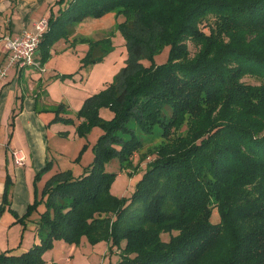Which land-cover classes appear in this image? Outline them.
<instances>
[{
  "label": "trees",
  "instance_id": "obj_1",
  "mask_svg": "<svg viewBox=\"0 0 264 264\" xmlns=\"http://www.w3.org/2000/svg\"><path fill=\"white\" fill-rule=\"evenodd\" d=\"M58 1L39 44L42 61L84 18L112 11L123 17L116 29L129 54L114 83L76 113L80 136L102 129L91 162L78 175L59 171L41 191L35 187L17 221L24 230L38 213V242L20 253L1 251L0 264H45L42 255L55 240L78 245L83 237L116 247L118 264H264V0ZM98 42L89 41V50H104L108 39ZM245 75L260 83H244ZM101 106L113 111L109 120L99 115ZM53 111L50 122L73 123L61 106ZM156 127L161 142L133 191L112 194L117 172L106 163L116 158L133 168L143 146L139 131L150 136ZM51 167L46 161L35 179ZM11 184L6 176L0 215ZM214 209L217 221L210 219Z\"/></svg>",
  "mask_w": 264,
  "mask_h": 264
},
{
  "label": "crops",
  "instance_id": "obj_2",
  "mask_svg": "<svg viewBox=\"0 0 264 264\" xmlns=\"http://www.w3.org/2000/svg\"><path fill=\"white\" fill-rule=\"evenodd\" d=\"M54 9L55 6L52 7L51 0H0V69L6 65V54L2 48L3 38L18 34L24 29H31L34 21L41 17H48L50 11ZM75 33L76 31L67 39H60L50 48L48 58H51L52 62L48 58L42 61L38 49L36 59L41 68L9 66L6 75L0 77V204L6 176L12 180V186L7 195L8 203L0 215V252L6 249H12L13 252L18 249L24 251L34 242H38L35 235L36 225L33 222L37 220L38 213H33L29 217L24 230L17 218L26 212L27 205L33 201L32 181L34 175L46 165V161H52L55 155L58 156V158L53 159L50 171L43 175L52 170L54 173L67 169L72 171L71 166L78 168L79 172L73 174L78 175L82 168L87 165L80 163L77 165L71 160L66 164L62 163L59 156L62 154L59 152V146L56 149L50 143V138L66 139L65 131L68 136L76 137L74 131L82 120V118H76L73 113L60 112L63 117L71 116L73 123L56 122L49 124L54 117V106L58 104L57 101L63 102L62 99L65 97L64 94L63 96L59 95L61 100H55L51 96L53 87L59 88V90L63 89V84L53 78L55 70L59 69V65L55 64L58 62L59 51H55L58 47L61 49L60 52L68 48L69 41L74 38L72 36ZM81 45L85 46L84 44ZM50 65L53 67L52 69ZM69 102V104L63 103L75 113L82 105L81 100L77 102L78 104H73L71 100ZM14 153L17 156H22L21 163L15 162ZM42 187H37V191H41ZM42 209L43 206L40 205L38 210L41 211ZM9 232L10 235H14L10 242L7 238ZM86 242L84 237L78 245L55 240L53 245L58 244V247L67 249L65 253L67 251L69 253L65 254L64 258H61V254L48 258L47 253L49 251H46L42 255L44 263L65 264L72 262L76 264L77 257L83 259L78 250L80 246H85ZM97 248H100V252ZM118 252L114 247L110 250L108 243L101 241L94 245L89 244L84 254L87 255L85 259L91 264L93 258L96 259L95 264H100L99 255L103 256L102 264H118Z\"/></svg>",
  "mask_w": 264,
  "mask_h": 264
},
{
  "label": "rangeland",
  "instance_id": "obj_3",
  "mask_svg": "<svg viewBox=\"0 0 264 264\" xmlns=\"http://www.w3.org/2000/svg\"><path fill=\"white\" fill-rule=\"evenodd\" d=\"M51 1H52V7L55 6L53 13H56L59 8V4H58L59 1L58 0H51ZM122 20H123L122 16L116 17L115 12L112 11L100 18L86 17L81 22L76 24L77 26L75 25V27H73V32L76 31V33L72 37H74L77 40L76 41L70 40L68 44V48H65L62 52H60L61 51V49H59L60 47H58V49L55 51V52L59 51L58 53L59 58L57 59L58 62H55V64L59 65L60 67L58 66L59 68L58 70L54 69L55 74L53 75V78L55 81L61 82L63 84V89L61 90H59V88L53 87L52 92L54 94L52 93L51 96L55 100H61L59 98V95L63 96L64 94L65 97L64 99H62L64 103L67 102V104H69L70 103L69 100H71L73 104H76L79 100H81L83 105L86 99L99 94L110 84L114 83L118 74L125 67L129 54V50L126 45V41L123 34L116 29L117 23ZM80 38L89 39V41L92 40L93 42L99 41L98 44L100 43L103 44L106 41V39H108V42H106L107 44L106 43L104 44V50L99 48L100 46L98 47L94 46L92 50H89L90 45H94V43L90 44L88 40L81 42L79 41ZM60 39H65V38L61 37L57 39L52 44V46ZM187 43H188L190 55H193L195 53L196 46L191 41ZM81 44H84L85 46ZM67 51H69L68 54ZM167 52H168V47H164L163 50L154 57L155 62L159 64L165 61L167 57ZM88 53L89 56L87 57ZM49 59L50 62H52L51 58H48V60ZM92 59H94V61H92ZM142 62L145 65L149 64L147 60H143ZM52 68L53 67H51V69ZM242 81L248 84L260 83V79L252 75H245L242 78ZM51 102L54 103V101L52 100ZM57 102L58 104L55 105L54 107L61 106L62 108L61 112L66 114L73 113V115L75 114V117L77 118L76 113L82 107V105L75 113L74 110H69L66 107L65 105L66 103L64 104L62 101H57ZM99 115L103 119L109 120L113 116V111L108 106H101L99 108ZM52 123H56V122H50L49 124ZM157 131H158V127L155 128L154 134L150 136H144L139 131L140 135L142 136L143 146L133 156V162H132L133 168H130L128 166L121 168L120 162L116 158L106 163L105 166L107 170L117 172V174L114 176V178L110 183V192L112 194H115L117 196H126V197L131 194V192L134 189L135 183L140 178L142 172L145 169V164L154 157V155L151 152L161 142V137L158 134L159 131L158 132ZM74 133H76V137L68 136V133L65 131L64 134L66 139L50 138V143L56 149H58L59 146L60 149L59 152L62 153L59 155L60 160H62V163L66 164L71 160L72 163H75L77 165L79 163L82 165H86L93 158L92 146L96 142L98 136L102 133V129L101 127L96 125L93 126L88 132H86L82 136H80L76 130L74 131ZM83 146H85V149L81 153L79 160H75V158L78 156ZM142 155L143 156L146 155V156L142 158L143 157ZM55 157L58 158V156L56 155L54 156V158ZM138 157L142 158V160L139 163L138 168H135L138 161ZM54 158H52V161ZM71 168H72L71 171L72 174H76L79 172L78 168L73 166H71ZM53 174L54 171L52 170L50 173L46 175L42 174L43 176L41 175V177L37 180L35 179V175H36L35 174L34 179L32 181L33 191L35 187L37 188L44 186L45 182ZM215 211L216 210L214 209L212 212L213 214L210 218L211 221H217L218 219L217 218L218 216ZM12 236L14 235H10L9 232L7 235L9 242L12 240L11 238ZM161 237L166 240L169 238V235L163 233ZM88 245L89 243L86 242L85 246L84 245L80 246L78 253L80 257L82 255L83 259L77 257L76 264H91L90 261L85 259L87 255L84 254L85 249H88ZM114 248L118 250L116 247ZM97 249L98 252H100L99 251L100 248ZM65 250L67 249L60 248L58 247V244H55L53 245L52 248L46 250L47 252L49 251L47 253V257L48 258L54 257L55 255L61 254L60 255L61 258H64L65 254L69 253L68 251L65 253ZM20 252H21L20 249L14 251V253H20ZM98 257H100V264H102L103 262L101 261L103 260V256L99 255ZM91 261L92 264H95L96 259L93 258ZM65 264H73V263L70 262Z\"/></svg>",
  "mask_w": 264,
  "mask_h": 264
},
{
  "label": "built area",
  "instance_id": "obj_4",
  "mask_svg": "<svg viewBox=\"0 0 264 264\" xmlns=\"http://www.w3.org/2000/svg\"><path fill=\"white\" fill-rule=\"evenodd\" d=\"M47 27L48 17H41L34 21L31 29H24L18 34L3 38L2 48L6 54V65L0 69V77L6 75L9 66L41 68L36 53ZM14 154L15 162L21 163L22 156Z\"/></svg>",
  "mask_w": 264,
  "mask_h": 264
}]
</instances>
